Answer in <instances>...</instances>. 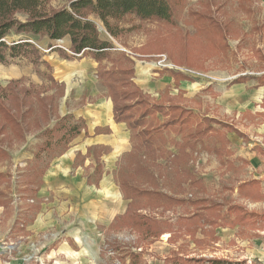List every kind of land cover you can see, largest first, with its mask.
<instances>
[{"label": "rangeland", "instance_id": "1", "mask_svg": "<svg viewBox=\"0 0 264 264\" xmlns=\"http://www.w3.org/2000/svg\"><path fill=\"white\" fill-rule=\"evenodd\" d=\"M67 1L52 0L49 5L58 9L67 6ZM173 2L177 12L174 25L145 22L139 30L122 34L117 42L106 34L96 17L89 18L96 23L102 40L113 42L134 61V66L150 68L141 81L144 85L137 81L139 77L133 81L142 94L158 103L185 107L196 115V120L204 116L216 122L210 126L224 136V151L233 155L229 138L234 136L239 146L254 148L256 154L264 157V100L250 110H233L235 97L224 92L223 100L219 91L264 75V0ZM210 20L218 26L211 25ZM205 28L214 31L211 37L205 36ZM6 40L33 43L43 64L39 73L26 58L0 65L1 88L10 80L22 78L21 83L0 92V102L6 108L5 114L0 112V264H211L214 260L222 264H264V198L252 187H242L260 179L264 196V167H251L245 159H238L239 165L235 166L229 163L231 156L221 158L205 151L208 144L215 149L221 144L215 133L199 141L191 158L176 167L166 166L165 159L158 162L163 168L147 165L141 153L132 162L137 168L128 165L129 141L105 157L103 151H97L95 154H99L107 171L98 182L93 177L96 156L90 151L89 156L83 157L85 152L81 150L86 144L82 136L68 150L65 168L56 167L61 155L43 158L42 154L35 161L33 156L41 150L42 133L53 126L55 119L70 114L91 124L89 111L100 97L109 96L99 81L100 93L86 98L85 84L78 76L65 79V75H70L67 62L84 58L64 59L54 51L58 47L70 55L68 37L53 41L55 45L46 37L31 35L11 34ZM161 62L167 67H160ZM171 70L181 71L188 79L177 85L169 74ZM50 75L64 86L63 90L53 87ZM60 76L73 86L66 98ZM163 76L170 79L169 84L162 83ZM237 79L243 82L234 83ZM156 119L153 126L166 120L161 114ZM183 132L189 133L188 128ZM168 133H163L164 149L175 152L172 141L180 142L181 135ZM112 154H116L114 158ZM46 163L43 176L34 177ZM103 177L112 189H103ZM59 179L61 184H57ZM129 185L185 203L188 200L195 209L187 204L145 207L141 199L132 214L154 218L161 224L160 231L153 233L147 225L136 227L121 219L129 202L123 191ZM30 187L38 190L36 195L27 192ZM202 200L214 204L212 207H222L204 208L203 203L199 204ZM164 207H168L166 211L162 210ZM237 217L243 222L234 223ZM17 218L29 222L23 231L14 229ZM210 219L213 221L207 222Z\"/></svg>", "mask_w": 264, "mask_h": 264}, {"label": "trees", "instance_id": "2", "mask_svg": "<svg viewBox=\"0 0 264 264\" xmlns=\"http://www.w3.org/2000/svg\"><path fill=\"white\" fill-rule=\"evenodd\" d=\"M51 1L0 0V65L7 66L13 64L15 60L26 58L34 70L39 73V67L43 64L40 51L33 43L25 40L7 42L6 39L11 34L46 37L51 41H58L68 37L70 41L69 52L71 54L69 55L65 50L58 47H55L54 51L64 59L90 57L97 63L95 75L106 89L107 95L112 102L113 121L115 123H125L131 133V151L127 155L131 163L129 162L128 165H134L132 162L141 153L147 165L152 164L154 167L158 165V167L163 168V165H159L158 161L159 159H165L166 166H182L191 158L198 142L213 133L218 136L216 140L221 142V144L216 149L213 146L207 147L209 144L203 149L221 158L232 156L231 152L223 149L224 136L220 135L219 130L210 126L214 122L213 120L204 116L196 120L198 119L196 115L185 107L178 104L165 105L158 103L150 100L147 94H142V91L133 83L134 61L125 52L118 50L113 42L102 40L99 37L96 23L89 18V16L96 17L102 23L106 34L118 41L122 34L132 30H139L141 24L145 22L156 21L174 25L173 19L177 12L173 0H68L67 6L58 9L51 8L49 5ZM18 15L22 18L18 17ZM136 21L138 24H136ZM210 21L211 25L218 26L212 20ZM124 24H127L128 27L125 28ZM204 30L205 36L208 37H211L214 32L212 30L209 31L208 28ZM195 34L198 36L199 31ZM46 68L50 69V66L46 65ZM169 74L177 85L180 81L188 79L181 71L171 70ZM48 79L55 89H64V86L57 84L51 75L48 76ZM21 81L22 78L10 80L5 88L0 87V92L7 91L13 85L21 83ZM254 81L257 83V87L264 86V75L254 78ZM241 82H243L241 79L234 81V83ZM125 88L128 90H125ZM0 107H2L0 112L3 113V109L5 110L6 108L2 104ZM158 114H161L166 120L162 124L153 126V122L157 121L156 115ZM55 120L56 122L53 126L45 129L42 133L43 142L40 144L41 150L33 156L35 161L42 154L43 158L44 155L47 157H53L52 154L62 155L70 148L76 137L81 133H84L85 136L87 134L85 122L82 118H75L69 114L58 117ZM223 127L228 126L225 125ZM186 128L189 131L187 134L183 132ZM105 132L108 133L109 130L106 129ZM164 132L166 135L169 134L168 132L181 135L180 142L172 141V147L175 152L164 149ZM95 133H103V130L97 129ZM104 150V148L100 149L97 147L88 148L87 153L83 157L89 156L90 151L95 154L97 151ZM95 156L97 166L93 177L97 178L98 182L103 175V166L99 160V154H95ZM47 164L45 168L36 171L33 176H43L48 167ZM133 167L137 168L135 165ZM246 186L252 187L259 197L264 198L258 180H252L250 184H243L242 187ZM124 187L125 184L123 185ZM240 189L241 187L238 188L239 191ZM37 191L33 187L27 190L33 196L36 195ZM123 192L124 198L129 200V202L121 219L125 218L129 222H133L136 227L147 225L148 229L156 234H159L160 222L154 218L133 215L131 212L134 206L140 204L141 199L145 201V207L146 205L150 207L151 204L154 207L156 205L168 204V207H173L187 204V207L190 205L194 208V203L190 204L188 200L185 203L183 200L168 197L162 193L138 190L130 185L128 190L126 191L125 189ZM202 203L205 205L204 208L221 209L222 207L221 205L212 207L214 204L209 203V205L203 200L199 202L201 205ZM168 207H164L162 210L166 211ZM35 208L39 209V207ZM200 215L203 216L202 214ZM192 218L194 216L191 217V220ZM199 219L203 218L199 217ZM242 219L237 217L234 223H241L243 222ZM28 220L32 221L30 216H28ZM17 221L16 225L14 224L15 231H23L21 229H24V226L29 223L26 218H17ZM212 221L210 219L207 222L211 223ZM162 233L160 232V234ZM212 263L222 264L215 260Z\"/></svg>", "mask_w": 264, "mask_h": 264}, {"label": "crops", "instance_id": "3", "mask_svg": "<svg viewBox=\"0 0 264 264\" xmlns=\"http://www.w3.org/2000/svg\"><path fill=\"white\" fill-rule=\"evenodd\" d=\"M52 45H55L53 41H49ZM65 65V64H64ZM70 68V75H65V79L70 78L71 75H76L78 78L82 81V84H85V95L86 98L90 97H96L98 93H100L99 88L97 87L98 80L96 79V68L97 63L91 59V58H83L79 61H71L67 62L66 66ZM150 68H144L141 66V68H138V66L134 67V78H138L137 81H139V84H142L141 81L145 80L147 77V72ZM60 72V71H59ZM64 78V77H63ZM133 78V81L135 82V79ZM163 84L170 83L169 78H165L164 76L160 79ZM64 81L65 83V98L70 96L72 93V85H69L65 82L66 80H63L60 76V82ZM183 82H180V85H182ZM137 85V84H136ZM144 85V84H142ZM257 83L252 80H247L245 83L242 84H235L229 88L220 90L221 96L222 93H224L226 96L227 93H230L232 96H234L235 101L231 104L232 109L233 108H240L245 110H250L253 105L261 103L262 100H264V86L257 87ZM138 86V85H137ZM206 86V85H205ZM202 86V87H205ZM139 87V86H138ZM140 88V87H139ZM180 88H184V86H180ZM102 89H104L102 87ZM105 91V89H104ZM223 91V92H222ZM106 93V92H105ZM84 95V94H83ZM82 95V97H83ZM81 96V95H79ZM81 97V98H82ZM100 97V96H98ZM223 100L225 99V96H222ZM235 110V109H233ZM89 119H91V124H86V136L84 133H81L78 137L82 136V138L85 139V148H83L81 151H84L85 153H82V155H85L87 153L88 148H104L105 150L102 152L103 157L110 155V152L113 153L115 148L119 145L124 146L123 143L126 144V142H130V131L127 130V127L125 123H115L113 121V115H112V103L111 100L106 96L104 98L100 97L97 105L93 107V110L89 111ZM97 129L103 130V133L96 134L95 131ZM108 129L109 132L106 133L105 130ZM125 130L129 131L126 132ZM76 137L70 148L72 147L74 141L78 138ZM231 141L230 144V150L233 152V155L228 159L229 163L234 164L235 166H238V159H245L249 162L251 167H264V157H260L258 154H256V150L254 148H244L242 146H239L240 143L237 142V138L234 136L229 138ZM122 143V144H121ZM131 143V142H130ZM69 148V149H70ZM68 149V150H69ZM64 152L60 157L61 159L57 161V168L61 170L62 167H66L64 164L69 159V151ZM131 149L127 150V153L130 152ZM113 155V154H112ZM116 154H114L112 157L114 158ZM68 156L66 159L65 157ZM203 158V157H202ZM56 158H53V160ZM211 159V157H210ZM214 159V158H213ZM163 160V159H159ZM203 161H206V158H203ZM69 162V161H68ZM102 163V161H100ZM159 162V161H158ZM216 162V161H215ZM211 163L212 165L215 164ZM161 165V164H160ZM103 166V165H102ZM257 171V170H255ZM254 171V172H255ZM252 172V169L250 170ZM264 175V172L262 173ZM107 175V171H104L103 167V175ZM259 175V174H258ZM257 175V176H258ZM260 180V179H259ZM258 180V181H259ZM103 189L109 190L112 189L108 184H106V178L103 177ZM62 179H59L57 181V184H61ZM165 235V236H164ZM163 236L166 237L167 234H164ZM162 236V237H163ZM168 237V235H167ZM165 239V238H164ZM262 261V260H261Z\"/></svg>", "mask_w": 264, "mask_h": 264}, {"label": "built area", "instance_id": "4", "mask_svg": "<svg viewBox=\"0 0 264 264\" xmlns=\"http://www.w3.org/2000/svg\"><path fill=\"white\" fill-rule=\"evenodd\" d=\"M159 65H160V67H163V68H164V67H167V65L164 64V63H162V62H161Z\"/></svg>", "mask_w": 264, "mask_h": 264}]
</instances>
